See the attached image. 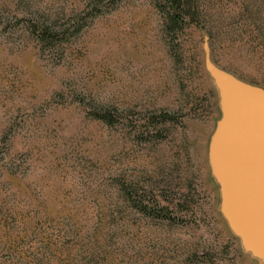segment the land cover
<instances>
[{
  "label": "rangeland",
  "instance_id": "obj_1",
  "mask_svg": "<svg viewBox=\"0 0 264 264\" xmlns=\"http://www.w3.org/2000/svg\"><path fill=\"white\" fill-rule=\"evenodd\" d=\"M0 0V264H260L220 217L202 65L264 88V0Z\"/></svg>",
  "mask_w": 264,
  "mask_h": 264
},
{
  "label": "water",
  "instance_id": "obj_2",
  "mask_svg": "<svg viewBox=\"0 0 264 264\" xmlns=\"http://www.w3.org/2000/svg\"><path fill=\"white\" fill-rule=\"evenodd\" d=\"M202 65L217 94L206 146L217 210L240 249L264 264V88L217 66L206 36Z\"/></svg>",
  "mask_w": 264,
  "mask_h": 264
},
{
  "label": "trees",
  "instance_id": "obj_3",
  "mask_svg": "<svg viewBox=\"0 0 264 264\" xmlns=\"http://www.w3.org/2000/svg\"><path fill=\"white\" fill-rule=\"evenodd\" d=\"M170 2L172 7L174 8L173 13L167 14V20L172 23L176 24L181 22L182 15L185 14L186 8L190 7V0H167Z\"/></svg>",
  "mask_w": 264,
  "mask_h": 264
}]
</instances>
